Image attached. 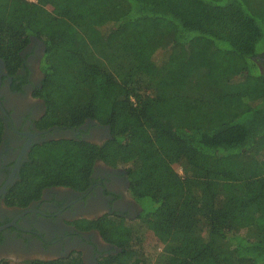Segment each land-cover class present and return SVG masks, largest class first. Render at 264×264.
Masks as SVG:
<instances>
[{"label":"trees","instance_id":"obj_1","mask_svg":"<svg viewBox=\"0 0 264 264\" xmlns=\"http://www.w3.org/2000/svg\"><path fill=\"white\" fill-rule=\"evenodd\" d=\"M32 37L45 45L44 124L92 118L111 137L37 145L9 205L85 190L101 160L126 167L141 212L85 220L121 248L99 264H264V0H0L8 75ZM4 131L0 108V145ZM145 228L162 243L152 263Z\"/></svg>","mask_w":264,"mask_h":264},{"label":"flooded vegetation","instance_id":"obj_2","mask_svg":"<svg viewBox=\"0 0 264 264\" xmlns=\"http://www.w3.org/2000/svg\"><path fill=\"white\" fill-rule=\"evenodd\" d=\"M45 45L32 37L22 52L20 75H8L6 66L0 85L1 113L5 131L0 145V264L19 261L57 260L80 253L85 264H99L101 258L121 248L107 241L99 229L85 220L106 214L137 218L141 212L129 191L125 166H110L98 160L93 181L85 190L69 187L45 189L39 200L26 207L9 205L6 195L19 179L22 165L37 145L73 139L103 143L111 137L108 123L87 118L79 127L44 124L46 103L35 92L41 85L40 59ZM260 63L264 69V57Z\"/></svg>","mask_w":264,"mask_h":264},{"label":"rangeland","instance_id":"obj_3","mask_svg":"<svg viewBox=\"0 0 264 264\" xmlns=\"http://www.w3.org/2000/svg\"><path fill=\"white\" fill-rule=\"evenodd\" d=\"M160 54H162V53H160ZM38 73H39L40 77L43 76L41 69ZM175 168L180 173H183V170H182L180 165L176 164ZM141 242H142V244L140 247H142V251H143L145 257L147 258V260L149 262L152 263L155 260L156 255L159 254V252L161 251L162 243L159 241V239L155 235L154 230L146 229V228H145L144 234L142 236ZM10 264H20V262L19 261H15V262L11 261Z\"/></svg>","mask_w":264,"mask_h":264},{"label":"water","instance_id":"obj_4","mask_svg":"<svg viewBox=\"0 0 264 264\" xmlns=\"http://www.w3.org/2000/svg\"><path fill=\"white\" fill-rule=\"evenodd\" d=\"M4 67H5V62L3 61V59L0 58V85H1V83H2V76L5 74V72H4ZM0 108H1L3 111L5 110L1 98H0ZM4 227H5V226H0V230H1L2 228H4Z\"/></svg>","mask_w":264,"mask_h":264}]
</instances>
